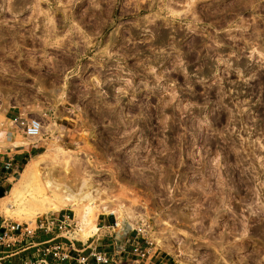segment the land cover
Instances as JSON below:
<instances>
[{"label":"rangeland","instance_id":"374dc122","mask_svg":"<svg viewBox=\"0 0 264 264\" xmlns=\"http://www.w3.org/2000/svg\"><path fill=\"white\" fill-rule=\"evenodd\" d=\"M41 155L58 211L14 198ZM6 157L5 219L116 215L171 264H264V0H0Z\"/></svg>","mask_w":264,"mask_h":264},{"label":"built area","instance_id":"2783aa9c","mask_svg":"<svg viewBox=\"0 0 264 264\" xmlns=\"http://www.w3.org/2000/svg\"><path fill=\"white\" fill-rule=\"evenodd\" d=\"M21 126L29 138L41 135L42 124L37 119L22 121ZM19 168L13 157L0 160V187L6 185L9 175ZM105 227L117 237L111 250L98 249V232L86 239L80 238V224L69 211L46 214L33 224L0 216V252L13 255L32 251V256L25 258L22 264H51L50 258L62 264H167L170 261L169 253L164 254L154 245L149 222L138 226L132 223L128 227L114 215V223ZM42 235L48 238L43 239ZM79 242L91 249L88 255L77 247Z\"/></svg>","mask_w":264,"mask_h":264},{"label":"bare ground","instance_id":"6f19581e","mask_svg":"<svg viewBox=\"0 0 264 264\" xmlns=\"http://www.w3.org/2000/svg\"><path fill=\"white\" fill-rule=\"evenodd\" d=\"M43 160H44V158L41 155V156H39V158L35 162H33L27 168L26 179L28 180L29 178L32 177L33 178V184H31V185H26L25 184L26 186L24 187V189H25L24 192H22L20 188L19 189H15L14 192H13L14 198H16V200L17 199L20 200L19 202H21V204L24 207H27L28 205L39 206V207H41V210L44 213H47L49 211H58L59 207L62 206L63 204H66L67 202L64 201L62 204L57 206V205H55L53 203V198L48 195L49 192H52L53 196H57L58 197L59 196V189H58V187L56 185L51 183L49 180H43L42 179L43 177H41V175L39 173V168H40V165L43 163ZM9 208H12V205H9ZM20 212L23 213L22 210ZM31 212H33V211H31ZM33 213H35V212H33ZM32 215H34V214H32ZM123 222L128 227L132 225L131 221L129 222L126 218H123ZM164 224H166V223H162L161 225H164ZM168 225H170V224H168ZM85 228H87V227H80V230H79V233H78L79 237L84 238V239H86L85 237L87 235H89V234L93 235V233H97L99 231V229H93L90 232L88 231V233H87V229H86V232H85ZM157 240H158L157 244H159V246H161V247L163 246V248H164V246L167 245V244L164 245L165 241L162 238L157 239ZM169 251H170V249H169ZM172 251L173 250H171V252ZM177 257H180V255H177Z\"/></svg>","mask_w":264,"mask_h":264},{"label":"crops","instance_id":"0c3cea01","mask_svg":"<svg viewBox=\"0 0 264 264\" xmlns=\"http://www.w3.org/2000/svg\"><path fill=\"white\" fill-rule=\"evenodd\" d=\"M0 193H5V185H1L0 187ZM114 223V217H104L103 219H99L98 227V235L97 239L98 240V249L103 250H111L112 246L116 242V235H113L110 233L109 229L105 227V225H112ZM95 234V233H94ZM43 239L48 238V236H41ZM81 238V237H80ZM84 239V238H82ZM77 247L79 249H84L85 253L84 255H88L91 251L90 248H87L86 245H84L82 242L77 243ZM33 252L32 251H24V252H19V253H14L13 255H6L4 252H0V262L4 264H22L23 260L27 257L32 256ZM51 264H62V263H55L53 260L50 258L49 259ZM167 264H171L170 261L167 262Z\"/></svg>","mask_w":264,"mask_h":264},{"label":"flooded vegetation","instance_id":"af4514ba","mask_svg":"<svg viewBox=\"0 0 264 264\" xmlns=\"http://www.w3.org/2000/svg\"><path fill=\"white\" fill-rule=\"evenodd\" d=\"M255 213H256L257 218H260L262 220L264 219V213L262 211L256 210ZM258 225H256V227L254 229L256 232H259L260 230L264 229V221L259 222Z\"/></svg>","mask_w":264,"mask_h":264},{"label":"trees","instance_id":"16d2710c","mask_svg":"<svg viewBox=\"0 0 264 264\" xmlns=\"http://www.w3.org/2000/svg\"><path fill=\"white\" fill-rule=\"evenodd\" d=\"M3 196H4L3 193H0V198L3 197Z\"/></svg>","mask_w":264,"mask_h":264}]
</instances>
